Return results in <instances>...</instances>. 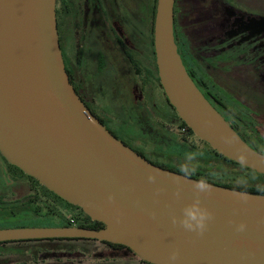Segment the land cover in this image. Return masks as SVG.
<instances>
[{"label": "water", "instance_id": "1", "mask_svg": "<svg viewBox=\"0 0 264 264\" xmlns=\"http://www.w3.org/2000/svg\"><path fill=\"white\" fill-rule=\"evenodd\" d=\"M173 1L155 0L152 23L166 100L199 140L264 175V154L238 136L185 71L172 35ZM0 156L102 224L0 227V241L91 238L123 245L148 264H168L173 249L179 253L175 264H264V193L207 181L212 191L200 199L213 218L203 235L172 224L200 180L149 162L89 112L64 69L54 0H0ZM178 186L179 199L173 195ZM241 222L246 228L237 232Z\"/></svg>", "mask_w": 264, "mask_h": 264}, {"label": "flooded vegetation", "instance_id": "2", "mask_svg": "<svg viewBox=\"0 0 264 264\" xmlns=\"http://www.w3.org/2000/svg\"><path fill=\"white\" fill-rule=\"evenodd\" d=\"M154 6L155 0H54L69 83L104 128L151 163L164 156L155 143L170 141L161 122L180 120L157 77ZM172 35L185 71L211 106L246 142H264V0H174ZM25 177L39 200L69 208Z\"/></svg>", "mask_w": 264, "mask_h": 264}, {"label": "rangeland", "instance_id": "3", "mask_svg": "<svg viewBox=\"0 0 264 264\" xmlns=\"http://www.w3.org/2000/svg\"><path fill=\"white\" fill-rule=\"evenodd\" d=\"M235 3L239 0H229ZM87 61V58H86ZM156 95L161 94L159 88ZM179 123V122H178ZM172 118L170 122L162 121L161 125L169 133V142L158 141L155 147L164 155L155 157L156 163L177 167L188 164L186 156L188 153H198L197 170L209 173L211 176L221 177L227 181L263 185L264 177L239 168L235 164L223 159L212 152L211 148L199 140L193 134L181 130V125ZM127 126L134 132L137 126L131 120L126 121ZM171 142V143H170ZM36 188H31L25 175L9 166L0 156V199L13 201L21 199ZM54 211L60 216H78L79 211L73 207L66 208L61 203L56 204ZM59 218L56 214L35 216L30 214L27 217H20L12 221L10 217L0 219V226H56ZM4 247H11L20 252L5 251ZM0 264H144L130 251L124 248L111 250L109 246L98 242L86 241H25L8 243L0 246ZM105 251V252H104Z\"/></svg>", "mask_w": 264, "mask_h": 264}, {"label": "trees", "instance_id": "4", "mask_svg": "<svg viewBox=\"0 0 264 264\" xmlns=\"http://www.w3.org/2000/svg\"><path fill=\"white\" fill-rule=\"evenodd\" d=\"M179 125H181V127L184 128V130L188 133L192 135V132L190 131L189 128H187L185 126V124L179 120ZM264 131V129H262ZM264 134V132H263ZM241 138V137H240ZM248 146H250L252 149L264 154V142H260L258 145L256 144H251L249 142H246L243 138H241ZM212 152L216 155H219L220 157H222L223 159L235 164L236 166H238L239 168H243L246 171H249L251 173L257 174L261 177H264V175L259 174V173H255L254 171H252L251 169H248L242 165H239L238 163L227 159L226 157H223L222 155L216 153L213 149H211ZM3 159V158H2ZM4 160V159H3ZM5 161V160H4ZM158 166L167 168V169H171L174 170L176 172L182 173L181 172V166H177V167H168L159 163H155L152 162ZM11 167H13L14 169H16L17 171H19L20 173H22L17 167L13 166V165H9ZM183 174V173H182ZM191 177L198 179V180H202V179H206L208 182L214 183V184H218V185H222V186H226V187H230V188H234V189H239V190H244V191H248V192H254V193H264V186L263 185H252V184H241V183H235V182H231V181H227L224 178L219 177H214L209 175V173L204 172L202 170H196V173L194 175H192ZM30 179H32V177L29 176ZM35 183H37L36 180L32 179ZM40 188L42 189V195L44 197L49 198H55L58 199L59 201L63 202L65 205L69 206V207H73L75 209H77L79 211V215L75 216V222L71 223L70 221H68L66 218L60 216L58 213H56L54 211L55 207L52 206L51 204L41 201L38 199L36 193H32L31 195H27L25 197H23L22 199H15L13 201H2L0 200V219H2L3 217H10V219L12 221L18 220L20 217H27L30 214H33L35 216H40V215H53L56 214L57 217L59 218V222L57 225L59 226H65V225H76V226H81V227H87V228H93V229H97L99 227L102 226V224L98 221H90V219L88 218V216H86L77 206L71 205L69 203H67L66 201L62 200L61 198H59L58 196H56L55 194H53L52 192L48 191L45 187H43L42 185H40ZM15 226H21V225H15ZM15 226H0V227H15ZM53 240H57V241H61V240H67V241H86V238H48V239H26V240H11V241H0V246L8 244V243H18V242H25V241H53ZM107 243V242H106ZM110 246H116V247H123L122 245H118V244H112V243H107ZM6 250H5V249ZM4 248H0L1 251H15V252H20L16 249H10L11 247H4Z\"/></svg>", "mask_w": 264, "mask_h": 264}, {"label": "clouds", "instance_id": "5", "mask_svg": "<svg viewBox=\"0 0 264 264\" xmlns=\"http://www.w3.org/2000/svg\"><path fill=\"white\" fill-rule=\"evenodd\" d=\"M226 143H230V139L225 138ZM186 161L188 164L181 166V172L185 179L191 177L196 173L198 167V153H188L186 156ZM241 163L244 162V157H240ZM149 182H155V176L149 174L147 177ZM179 185V184H178ZM194 198L191 203L185 204L181 209L182 215L180 217L172 216L171 222L173 225L179 224L186 231L194 232L197 236L203 235L207 229V222L211 221L213 216L212 213L201 203L200 196L201 194H207L212 191V186L207 182L206 179L194 182L192 185ZM160 189H157L159 192ZM181 188L178 186L174 191L173 195L177 199L180 198ZM109 202H112L113 197L111 194L107 197ZM239 199L241 201H247L249 196L247 193H239ZM264 222V221H262ZM231 223V221H229ZM246 228L245 223L241 222L236 225L235 230L237 232H242ZM178 250L173 249L168 256V264H175V261L178 258Z\"/></svg>", "mask_w": 264, "mask_h": 264}, {"label": "built area", "instance_id": "6", "mask_svg": "<svg viewBox=\"0 0 264 264\" xmlns=\"http://www.w3.org/2000/svg\"><path fill=\"white\" fill-rule=\"evenodd\" d=\"M181 130H184V128L182 127ZM67 219H68L69 221H71V218L67 217Z\"/></svg>", "mask_w": 264, "mask_h": 264}]
</instances>
